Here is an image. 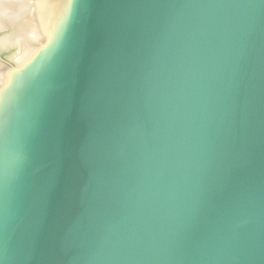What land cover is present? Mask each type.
<instances>
[{"label": "water", "instance_id": "obj_1", "mask_svg": "<svg viewBox=\"0 0 264 264\" xmlns=\"http://www.w3.org/2000/svg\"><path fill=\"white\" fill-rule=\"evenodd\" d=\"M0 264H264V0H0Z\"/></svg>", "mask_w": 264, "mask_h": 264}]
</instances>
